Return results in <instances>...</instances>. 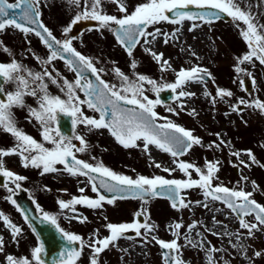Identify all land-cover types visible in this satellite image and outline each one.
<instances>
[{"label": "rangeland", "instance_id": "1", "mask_svg": "<svg viewBox=\"0 0 264 264\" xmlns=\"http://www.w3.org/2000/svg\"><path fill=\"white\" fill-rule=\"evenodd\" d=\"M48 1L40 0V9L45 13V10L49 9L51 14L57 16L55 21L64 24L65 27L71 24L75 15L85 6L84 0H81L79 7L70 6L67 0H52L54 2L52 5H43ZM145 2L147 0H125L127 14H131L137 5ZM237 2L242 8L250 10L260 24H264V0H237ZM101 7L104 14L121 18L116 12L119 5L114 0H103ZM125 14L122 12V15ZM46 18L50 20L48 16ZM193 23L199 26L190 30ZM237 23L232 18L229 21L219 19L211 23L202 20H185L179 25L162 21L148 26L147 31L154 32L157 28L160 29L161 33L168 34V42L165 43L163 35H157L155 39L147 37L148 44H145L144 38H141L131 56L119 44L117 45L118 42L112 31L108 29L87 28L77 36L70 32L62 36V29L51 24L56 34L63 39H72V43L84 56L92 58L94 65H98V68L103 70L101 73L109 84L118 87L121 81L114 72L117 67L128 75L130 80H135L138 75H145L157 81L158 85L175 82L176 73L181 69L200 66L211 74L206 83L190 82L183 86V90L194 93L193 96L183 97L180 100L174 98L169 104H159L155 109L159 116L167 117L168 120L190 130L201 140L200 145L193 146L185 155L172 157L170 153L154 145H149L145 151L143 141H137V147L125 150L104 130L89 131L84 125L76 126L75 130L76 135L85 138L88 148L85 152H77V154L86 157V160L105 164L117 174L133 179L141 175L149 178L163 176L165 179H199L195 169L189 170L190 177L182 172L178 167L179 162L191 163L204 171L208 162H218L219 171L215 173L216 179L213 180V184L251 192V198L264 205V114L254 107L233 111V106L241 99L248 102L256 99L264 101V65L258 60L240 65L246 73L250 72L255 80L253 89L247 93L240 80L249 76L235 71L238 58L249 51L240 34V28L245 26L240 23L238 28ZM114 26L112 25L113 28ZM173 33L175 36L172 35ZM18 37V32L13 28L0 31V40L4 39L1 42H5L6 39L16 40ZM27 39L30 40V37L28 36ZM16 45L5 42L0 46V63L15 60L23 63L21 65L24 69L37 72L35 55L30 49L25 50L26 48L15 51ZM4 48L9 51H3ZM145 49H151L157 54L162 53L169 67L162 70V62H157ZM38 53L39 62L45 64L41 56L49 57L50 53L45 52L40 44H38ZM24 59H28L29 62L24 63ZM133 61L136 62L135 68L131 67ZM48 65L52 68L53 63ZM61 73L57 75L52 73V77H57V84H52L48 78H45V83L48 84V92L63 96L65 93L58 85H62L64 79L74 82L75 77L67 66ZM22 74L31 83L27 71ZM5 86L7 92L16 90L15 82L6 83ZM221 88L232 91L233 96L219 98L217 91ZM144 89V95L149 99H156L151 85L145 82ZM205 93L216 96L215 103L211 96ZM77 94L83 99L80 90H77ZM24 102L25 107L12 109L17 127L38 142L44 143L45 147H53L50 142L43 141L41 125L29 115V107L37 108L38 102L27 95L24 97ZM181 104L183 107L180 106ZM81 107L85 115L98 119V112L88 109L86 105ZM169 108L175 111L170 112ZM4 145L11 149L16 145V141L12 135L0 131V150H5ZM248 150L254 154L255 162L246 154ZM235 152H239L240 155H233ZM3 160L5 165L13 166L16 171L17 169L23 171L21 173L26 177V184L37 200L40 210L56 216L59 225L65 231L83 237L86 246L77 264H90L93 252L87 245L93 239L110 235L107 224L132 223L135 212L141 210L145 212V220L154 225L155 230L146 232L145 229H141L140 235L123 234L115 246H110L99 255V264H166L160 247L152 237L170 242L176 238L172 230V226L176 223L182 225L178 230L180 232L178 244L179 256L184 264H209L207 251L209 248L219 249L212 253L216 264H264V226H260V230L255 231L254 237H249L247 230L240 227V221L232 210L223 202L214 201L210 197L205 198L200 188L182 190L181 195L185 198L188 207L173 208L169 199L165 197L155 196L144 200L128 197L116 199L114 204L104 202L99 209L76 205V211L73 212L71 209H61L58 201L68 202L73 197L80 196L93 199L98 197L92 191L90 182L83 176L70 175L63 169L55 173L41 174V169L32 166L27 169L30 165L24 167L19 155L3 157ZM241 161L244 163L242 164ZM157 164L160 167H156ZM236 166L239 168L238 172L235 170ZM56 167L60 169V166L56 165ZM164 169L169 171L166 172ZM8 188H14V185L9 184L2 190L9 194ZM80 189L84 191L81 192ZM4 202L0 199V212L22 228V233L13 240L11 229L0 220V237L4 240V250L0 252V264H7V255L31 259V250L36 247V237L25 225L20 224L23 221L20 212L10 204L9 199ZM204 204H207V207H204ZM76 215L86 217L87 220L82 223L73 218ZM244 219L249 223H256L254 215L245 216ZM192 225L194 227H189ZM189 240L192 241L191 244L188 243ZM257 251L262 253L261 256L254 255Z\"/></svg>", "mask_w": 264, "mask_h": 264}, {"label": "snow or ice", "instance_id": "2", "mask_svg": "<svg viewBox=\"0 0 264 264\" xmlns=\"http://www.w3.org/2000/svg\"><path fill=\"white\" fill-rule=\"evenodd\" d=\"M103 0H84V9L79 11L72 19L71 24L64 28V32L71 31V26L77 24L81 20H92L97 22L99 29H108L114 31L118 42L125 47L129 56L132 55L133 49L144 38V43L148 44L147 37L156 38L157 35L165 37V43L168 42V34L161 33L160 29L154 32H148L150 25L158 24L166 21L172 24H182L185 20L195 21L197 19L211 23L213 19H220L221 14H226L234 21L245 27L240 28V34L246 42L249 51L242 57L238 58L235 71L252 76L250 72L241 68L240 65L245 62L252 63L258 60L264 65V24H260L250 10H246L240 6L237 0H147V2L137 5L131 14H127L125 0H114L119 5V10L126 13L122 18L114 15L104 14L102 11ZM40 0H16L15 3H9L8 0H0V31L7 28H14L22 33H32L39 37L40 41L50 50V55L45 64H50L56 59L65 60L70 71L76 73L74 82L64 79L62 85H58L60 90L65 93L66 98L58 95H51L48 92V84L45 78L51 80L52 84H57V78L52 77V73L47 69L43 72L33 73L31 70L24 69L23 65L15 60L9 63H0V95L5 98L0 99V131L12 135L16 141V145L8 150H0V174L8 178L15 184V188H8L10 193H15L20 189V181L26 177L18 175L5 167L3 157L9 155H19L22 158L23 166L29 165L41 169V174L55 173L60 171L56 167L57 164L63 165V171L73 176H84L92 184V191L99 193L100 189H106L109 193H114L111 198L104 194H98L97 198H89L87 196L73 197L70 201L65 202L59 200L58 204L61 209H71L76 211V205H84L91 209L102 208L103 203L114 204L116 199H127L125 193L131 195L134 199L144 200L146 197L166 196L171 201L173 208L188 207L185 198L181 195L182 190L200 188L204 192L205 198H211L214 201H222L227 208L236 212L240 217V227L247 230L249 237H254L255 231L260 230V226H264V205H260L252 199V193L244 190H234L228 187L217 185L213 187V180L216 179L215 173L219 171L218 162H208L206 171L191 163L179 162V169L189 177L190 169H195L199 174V179H165L163 176H155L149 178L139 176L133 179L126 175H120L105 167L102 163L93 165L78 159L77 152H85L88 144L83 136L74 135L72 137L61 134L58 127L53 128L52 125L58 121L59 114L63 113L72 118V125L75 128L78 125H84L92 131L93 129H108L116 141L125 148L137 147V141H143L144 149L147 151L149 145H154L158 149L166 153H170L172 157L185 155L193 146L200 145L201 140L195 137L190 130H186L168 120L167 117L158 115L156 106L162 101L157 99H149L144 95V83L152 86V91L159 94L165 89L176 93L175 99L180 100L183 97L193 96L194 93L186 92L183 86L190 83H206L210 73L207 69L200 66L190 69H181L176 73V79L173 83L160 84L157 81L148 78L145 75H138L135 80H130L129 76L124 74L118 67L114 69L115 74L120 78L119 87L115 84H109L100 78L102 69H97L92 58L82 55L72 46V39L66 38L63 41L57 39L53 33L39 20L41 15L38 10ZM70 6L79 7L81 0H67ZM190 5L198 8H210L211 12H189L185 11ZM19 9V12L15 11ZM172 14L171 16L169 14ZM112 25H118L113 29ZM34 26V27H33ZM199 25L193 23L190 30H194ZM179 31V29H177ZM175 36V33L172 34ZM157 62H162V70L169 67L168 61L163 59V54L152 52L151 49H145ZM3 51H9L4 48ZM65 54H68L67 58ZM39 59V58H38ZM132 68L136 67V62L131 64ZM27 71V77L22 73ZM90 72L95 76L96 82L88 79L85 73ZM83 81V82H82ZM15 82L16 90L5 93L4 84ZM241 85L244 81L240 80ZM255 85V80L252 81ZM179 89V91H177ZM77 90L84 93L85 99L77 94ZM247 90V89H245ZM211 96V93H205ZM37 97L38 107H29V115L39 122L41 125L43 141L50 142L53 147H45L44 143L38 142L32 136L27 135L16 125L15 116L12 111L14 107H25V96ZM217 96L221 99L232 97L233 92L225 89H218ZM215 103L216 96H211ZM82 105H86L88 109L98 112L99 119L84 114ZM131 105L132 107H125ZM240 105L246 108H255L264 114V101L259 99L251 102L241 99L237 105L233 106V111H242ZM183 107V104L180 105ZM168 111H175L169 108ZM194 112V110H193ZM110 114V118H109ZM178 114V113H177ZM157 120H164V123H157ZM75 139L80 142V147L72 142ZM247 155L255 162L256 158L251 150ZM239 156V152L233 153ZM243 164L244 162L241 161ZM247 166V165H246ZM156 167H160L159 164ZM169 171V169H164ZM96 174V175H93ZM99 180V184H97ZM4 187H8L7 184ZM81 192L84 189H80ZM11 199L13 204L16 200ZM207 207V204L203 205ZM17 207H19L17 205ZM39 207V206H37ZM43 212V210L41 209ZM256 223H249L243 217L253 215ZM145 212L141 210L136 216H143ZM74 219L80 220L82 223L87 220L86 217L76 215ZM25 220L29 217L24 216ZM0 220L11 229L13 240H16L22 233V228L14 224L11 219L0 212ZM43 222L53 225L61 234L65 242L62 250L58 255V259H54L53 264H77V260L82 254L83 248L86 246L83 237L70 233L61 228L57 222V217L47 212H43ZM110 235L104 238L93 239L87 246L92 249L93 255L90 264H99L98 257L110 246H115L116 242L123 237V234L129 230H135L138 235L141 229L146 232L155 230V226L145 220L143 223L139 219L133 223L112 224L106 226ZM182 225L176 223L172 226L173 235L176 237L170 242L152 237L159 244L161 249L165 250L163 255L169 264H184L180 258V245L178 240L180 232L178 231ZM194 227V225L189 226ZM239 239V236L237 237ZM79 243L80 247L74 245ZM189 244L192 241H188ZM236 247V245H233ZM4 250V240L0 237V252ZM209 264H216L212 253L219 249L209 248ZM45 253V245L43 241L39 246L33 247L31 250V259L28 257H14L7 255V264H45L42 258ZM261 252L254 253L255 256H261Z\"/></svg>", "mask_w": 264, "mask_h": 264}, {"label": "water", "instance_id": "3", "mask_svg": "<svg viewBox=\"0 0 264 264\" xmlns=\"http://www.w3.org/2000/svg\"><path fill=\"white\" fill-rule=\"evenodd\" d=\"M184 10L189 11V12H195V13L214 11L210 8H198L195 5H190L187 9H184ZM15 11L19 12V9L15 10ZM169 15L171 16L172 14L170 13ZM221 17H224L225 19L230 18L226 14H221ZM86 21L81 20L80 22L75 24L74 25V27H75L74 31L76 32L81 27H83V25ZM118 27L119 26H117V28ZM65 56L67 58L68 54H65ZM85 74H87L88 78L92 79L93 82H96L95 76L92 75L90 72H87ZM244 84L246 86V89H249L252 85L250 79H247ZM169 93H170V90L165 89L164 91H162L159 94L158 98L162 102L163 101H169L170 98L172 97V95L169 96ZM125 107H132V106L126 105ZM109 118H110V114H109ZM157 123H159V122H157ZM93 175H96V174H93ZM1 178H4V176L2 174H0V179ZM97 184H99V180H97ZM99 193L104 194L106 197H109V198H111L113 195H115L114 193L107 192V190L103 189V188L100 189ZM125 195L128 196L130 194L125 193ZM14 198L16 199L18 204L20 205L24 215L25 214L28 215V217H29L28 222L31 225L34 232L36 233V235L39 239V243L41 241H43V243L45 245V253L43 254V257H42L45 260V264H53L54 259H58V255H59L60 251L62 250V247L65 243L61 237V234L58 232V230L53 225H51L48 222H43L42 216L37 213L36 207L33 204L32 199L30 197H28L26 191H22L21 193L14 194ZM146 198H149V197H146ZM137 219H139L140 222L142 223L144 221V216H139V217L136 216V220ZM240 219H241V217H240ZM74 246L79 248V243L77 242V244ZM167 264H169L168 261H167Z\"/></svg>", "mask_w": 264, "mask_h": 264}, {"label": "flooded vegetation", "instance_id": "4", "mask_svg": "<svg viewBox=\"0 0 264 264\" xmlns=\"http://www.w3.org/2000/svg\"><path fill=\"white\" fill-rule=\"evenodd\" d=\"M33 36H35L34 34H33ZM0 41H4V39L3 40H0ZM34 54H35V51H34ZM57 61V60H56ZM63 62V61H62ZM64 64H62L61 66H62V68L64 67L65 68V62H63ZM53 70L55 69V71H59L60 70V68H57V67H55V66H53V68H52ZM53 74H56V73H53ZM62 74V73H61ZM57 75V74H56ZM51 95H58V96H60L59 95V93H54V94H51ZM33 97V96H32ZM61 98H65V95H63V96H60ZM33 100H38V98L37 97H33ZM53 126V128H55V123L52 125ZM73 143L74 144H76V145H78V146H81L80 145V142L79 141H77V140H74L73 141ZM94 151H95V149H94ZM91 161V160H90ZM94 162V161H93ZM96 165V164H95Z\"/></svg>", "mask_w": 264, "mask_h": 264}, {"label": "bare ground", "instance_id": "5", "mask_svg": "<svg viewBox=\"0 0 264 264\" xmlns=\"http://www.w3.org/2000/svg\"><path fill=\"white\" fill-rule=\"evenodd\" d=\"M192 86H193V85H192ZM192 86H191V87H192ZM217 229H218V228H217Z\"/></svg>", "mask_w": 264, "mask_h": 264}]
</instances>
